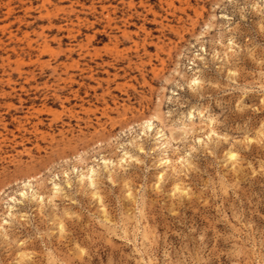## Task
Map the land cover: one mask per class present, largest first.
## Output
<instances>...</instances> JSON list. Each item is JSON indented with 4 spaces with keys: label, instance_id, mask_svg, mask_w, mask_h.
I'll use <instances>...</instances> for the list:
<instances>
[{
    "label": "rangeland",
    "instance_id": "obj_1",
    "mask_svg": "<svg viewBox=\"0 0 264 264\" xmlns=\"http://www.w3.org/2000/svg\"><path fill=\"white\" fill-rule=\"evenodd\" d=\"M257 4L0 1V264H264Z\"/></svg>",
    "mask_w": 264,
    "mask_h": 264
},
{
    "label": "snow or ice",
    "instance_id": "obj_2",
    "mask_svg": "<svg viewBox=\"0 0 264 264\" xmlns=\"http://www.w3.org/2000/svg\"><path fill=\"white\" fill-rule=\"evenodd\" d=\"M256 7L260 8L261 13L264 14V7H262L259 4H257ZM261 29H262V31H264V25L261 26ZM200 85H201V80H199L197 78H193L191 81L190 87L193 89V91H195L196 89H198L200 87ZM212 135H215V133H212ZM261 143H264V141H261ZM141 151H143V149H141ZM238 159H239V157H238L237 153L233 152L231 155V160L235 163ZM93 187H95V184H93ZM177 191H179V188L177 189ZM60 230H61V232L64 231V225L63 224L60 225ZM80 251H81L82 255H87V253L85 252L84 249H80Z\"/></svg>",
    "mask_w": 264,
    "mask_h": 264
},
{
    "label": "bare ground",
    "instance_id": "obj_3",
    "mask_svg": "<svg viewBox=\"0 0 264 264\" xmlns=\"http://www.w3.org/2000/svg\"><path fill=\"white\" fill-rule=\"evenodd\" d=\"M0 1H1V0H0ZM73 2H74V1H73ZM8 4H9V3H8ZM129 4H130V3H129ZM133 4H134V3H133ZM4 6H5V5H4ZM130 6H131V5H130ZM7 7H8V8H9V10H10V7H9V5H8ZM70 9H71V8H70ZM7 12H8V11H7ZM10 12H11V10H10ZM7 14H8V13H7ZM110 15H111V14H110ZM6 16H7V15H6ZM106 16L108 17V16H109V14H108V15H106ZM7 17H8V16H7ZM9 18H11V17H9ZM128 18H129V17H128ZM14 19H15V18H14ZM5 20H6V19H5ZM19 20H20V19H19ZM19 20H18V21H19ZM107 20H109V21H110V19H108V18H107ZM111 20H113V19H111ZM110 23H111V21H110ZM8 26H9V25H8ZM6 28H8V27H6ZM122 32H124V31H122ZM124 33H125V32H124ZM124 33H123V34H124ZM14 35H15V34H14ZM12 37H13V36H12ZM13 38H14V37H13ZM12 43H13V42H12ZM9 44H11V43H9ZM9 82H10V81H9ZM145 123H146V122H145Z\"/></svg>",
    "mask_w": 264,
    "mask_h": 264
}]
</instances>
